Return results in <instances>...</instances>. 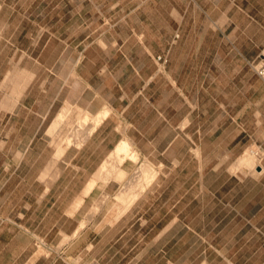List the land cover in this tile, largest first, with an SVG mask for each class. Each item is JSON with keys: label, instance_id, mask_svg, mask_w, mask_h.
Returning a JSON list of instances; mask_svg holds the SVG:
<instances>
[{"label": "crops", "instance_id": "0c3cea01", "mask_svg": "<svg viewBox=\"0 0 264 264\" xmlns=\"http://www.w3.org/2000/svg\"><path fill=\"white\" fill-rule=\"evenodd\" d=\"M190 1L192 20L188 28L183 26L182 18L174 17L171 22L162 19V27L158 29L160 41L148 40L146 31L137 33L143 40L139 46L144 62L135 63L128 58L124 64L128 68L115 75L113 61L108 60L105 64L92 61L91 70L85 76L83 59L80 60V70L76 68L75 71L76 85L80 89L82 86L89 89L90 98L80 93L74 103L92 115L89 135L80 146L75 147L72 155L62 156L58 162L59 171L52 177L45 170L21 176L18 169L24 161L18 157L10 158L6 163V170L1 171L5 175L0 178V196H12L14 190L20 187V196L34 195L38 198L31 203L13 206L12 218H9L10 215L5 218L0 207V264H64L52 258L50 253V235L54 231L59 233L57 243L71 236L70 248L66 249L70 251L69 255H74L76 251L73 250L88 242L92 227L77 236L73 230L67 231L63 226H58L57 230L60 220L51 222L50 211L64 202L63 196L69 187L78 189L77 194L84 195V200L103 193L114 194L121 187L119 182L110 178L102 180L101 169L123 145L130 155L136 151L138 156H155V162L162 167L172 165L169 173L173 172L177 180L192 181L195 164H201V178L204 179L205 166L222 165L227 170L232 163L238 162L253 142L264 149L262 77L256 75L250 82V95L246 98L236 97L233 104L222 100L221 91L207 97L201 92L202 78L206 75L204 70L212 50L221 53L217 63L221 69L222 52L224 57L228 53L232 66L240 70L250 66V61L259 56L264 46V0ZM206 2L218 6L216 12L219 10L222 13V28L197 27L200 11L213 18L211 14L214 11L205 7ZM176 22L178 29L174 28ZM164 23L169 25L164 27ZM176 32L179 38L174 43ZM213 41L217 44L213 45ZM166 51L170 61L163 73L157 72L154 57L156 53ZM133 64L134 70H131ZM99 74L105 77V84L98 77ZM110 79L119 84L118 93L109 95L110 92H107ZM129 82H137V87L129 88L126 86ZM29 94L28 87L21 91L16 105L10 113H6L10 121L34 113L45 117L49 113V109L40 113L33 105H27L24 100ZM44 125L45 122L41 121L34 130L26 124L7 123L6 128L11 127L14 132L21 133L20 139L27 140L30 146ZM230 129L235 133L227 135ZM128 163L134 161L129 157L124 158L121 166ZM14 179L20 182H9ZM218 179H226L230 188L222 194V198H218V205H222L218 226L222 229V237L214 238L213 248L217 255L213 260L222 259V264H264V165L258 166L257 171L250 174L229 172L227 177L222 175ZM7 184H11L8 191L5 190ZM23 185H26L25 189H22ZM86 190L87 193L84 192ZM192 201L193 198L185 206L180 205L179 200L168 206L162 205L156 211L162 213L161 218L150 221L139 240L145 242L149 237L148 243L154 244V247H146L141 252L161 254L159 258L163 259L160 260L168 257L174 259L176 264L189 259L191 255L193 257L195 244L201 242L196 241V223L194 216L189 214L194 212ZM70 204L69 207H61L60 212L66 215ZM112 227H115V223ZM243 229H251L247 230L244 242L243 235H240ZM126 234L121 237L124 238ZM121 237H115L114 245L120 242ZM90 242L94 241L90 239ZM114 250L115 254L119 251L117 248ZM240 260L245 262L240 263Z\"/></svg>", "mask_w": 264, "mask_h": 264}, {"label": "rangeland", "instance_id": "374dc122", "mask_svg": "<svg viewBox=\"0 0 264 264\" xmlns=\"http://www.w3.org/2000/svg\"><path fill=\"white\" fill-rule=\"evenodd\" d=\"M190 3V0H0V178L5 175L1 171L6 170L9 159L17 157L24 161L18 169L21 176L44 170L50 172L51 177L54 176L59 171L58 162L62 156L72 155L75 147L82 144L91 129L92 115L74 103L80 93L90 98L89 89L85 86L80 89L76 85L75 71L76 68L80 70V60L83 59L85 76L91 70L92 61H99L100 64L113 61L115 75L128 68L124 66L128 58L135 63L144 62L139 46L143 40L137 33L146 31L148 40L160 41L158 29L162 27V19L171 22L174 17L182 18L183 26L188 28L192 20ZM205 7L208 10L212 8L213 18L200 11L196 20L197 27L222 28V13L219 10L216 12L218 6L206 2ZM165 23L164 27H167L169 24ZM177 26L176 22L174 28ZM177 32L173 38L174 43L179 38ZM216 44L213 41V45ZM209 55L211 57L204 70L206 75L202 78L201 92L204 97L217 95L221 91L222 100L226 99L232 104L236 97L246 98L250 92V82L258 75L255 66L259 57L252 59L250 66L240 70L232 66L228 53L224 57L222 52V69L217 64L221 53L212 50ZM159 56L162 60H159ZM154 61L155 70L163 73L170 61L168 51L156 53ZM133 66L131 70H134ZM98 77L106 83L103 75L99 74ZM135 84L138 83L129 82L126 86L135 88ZM27 87L31 94L24 102L33 105L40 113L49 109V113L45 117L34 113L10 121L6 113H10L21 91ZM106 89L112 95V92L118 93L120 87L114 79H110ZM62 111H65V116L52 129ZM41 121L49 125L45 130V125L43 129L40 128L41 132L30 146L27 140L20 139L21 133L14 132L11 127L6 128L7 123H22L36 130ZM234 133L235 130L230 129L226 134ZM248 149L255 151L252 163H240L239 158L227 170H224L226 166L211 164V168H204V179L201 178V164H195L193 181L177 180L173 172L169 173L172 165L162 167L155 162V156H138L133 151L136 152V158L133 159L129 150L124 155L113 153L105 164L102 180L110 178L119 182L121 187L114 194L103 193L84 200V195L77 194L78 189L69 187L63 196L64 202L51 209L50 221L55 223L60 220L57 230L58 226H63L67 231L73 230L77 236L89 227L93 228L88 234L89 241L73 250L80 251L74 255L67 252L71 236L57 243L59 233L54 231L50 235L49 244L52 258L64 264H136L137 261V264H176L174 259L168 257L160 260L163 259L159 258L161 254L141 252L146 247L153 249L154 244L148 243L149 237L145 242L139 240L147 224L161 218L162 213L156 211L162 205L168 206L179 200L180 205L185 206L193 198L194 212L189 214L194 216L196 241L201 243L195 244L193 257L191 255L189 259L180 260L177 264H222V259L213 260L217 255L213 246L215 236L222 237V229L218 227L222 205H218V198L229 191L230 185L226 179L220 181L218 178L222 175L227 177L229 172L250 174L256 172L258 166L264 165V149L261 145L253 142L245 152ZM256 151L259 155H256ZM127 157L134 163L121 166ZM183 166L187 167L185 164ZM220 166L221 170H216ZM121 171L124 172L123 176ZM9 182L20 181L14 179ZM10 185L7 184L6 191ZM25 188L26 185H23L22 189ZM20 190V187L16 188L12 196H0V207L5 218L8 215L12 218L13 206L31 203L38 198L34 195L22 197L18 194ZM84 192L87 193V190ZM69 204L70 209L64 215L60 208ZM114 223L115 227H112ZM247 230L251 229H243L240 233L243 242ZM126 232L124 238L121 237ZM259 234L261 236L262 232ZM115 237L121 238L114 245ZM90 239L94 242L91 243ZM114 248L119 250L116 254Z\"/></svg>", "mask_w": 264, "mask_h": 264}, {"label": "bare ground", "instance_id": "6f19581e", "mask_svg": "<svg viewBox=\"0 0 264 264\" xmlns=\"http://www.w3.org/2000/svg\"><path fill=\"white\" fill-rule=\"evenodd\" d=\"M66 109V108H65ZM68 115V114H67ZM65 116V111H62V112H60L59 114H58V116H57V118H56V120L54 121V123H53V126H52V129H54V127H56L59 123H60V121L63 119V117ZM81 117L82 118H84V116H82L81 115ZM84 120V119H83ZM83 126V125H82ZM73 128V127H72ZM55 132V131H54ZM66 146V145H65ZM120 151H121V153L123 152V153H126L127 151H128V149H127V147L125 146V145H123L121 148H119V150H118V152L119 153H117V154H121L120 153ZM132 155V157H133V159H134V157L136 158V152H134V153H132L131 154ZM131 157V158H132ZM254 159H255V151L254 150H250V149H248L243 155H241V157H240V163H246V164H249V163H252L253 161H254ZM104 164V163H103ZM106 164V163H105ZM103 165L102 166V169H101V171L103 172L104 171V167L106 168V165ZM99 172H100V170H99ZM99 174V173H98ZM101 174V173H100ZM120 174H121V176H123L124 175V172L123 171H121L120 172ZM102 175V174H101Z\"/></svg>", "mask_w": 264, "mask_h": 264}, {"label": "built area", "instance_id": "2783aa9c", "mask_svg": "<svg viewBox=\"0 0 264 264\" xmlns=\"http://www.w3.org/2000/svg\"><path fill=\"white\" fill-rule=\"evenodd\" d=\"M258 57H259V61L256 64L255 68L258 75L264 79V47L262 48ZM158 58L159 60H162L161 56H159ZM256 153H257L256 155H259V152L256 151ZM95 264H99V263H95Z\"/></svg>", "mask_w": 264, "mask_h": 264}]
</instances>
